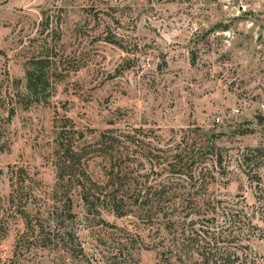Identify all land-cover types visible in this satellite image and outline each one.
Wrapping results in <instances>:
<instances>
[{"label":"rangeland","instance_id":"rangeland-1","mask_svg":"<svg viewBox=\"0 0 264 264\" xmlns=\"http://www.w3.org/2000/svg\"><path fill=\"white\" fill-rule=\"evenodd\" d=\"M38 61L49 85L36 99L26 85ZM0 113V264H54L45 237L64 209L54 163L64 122L84 143L142 123L164 141L200 126L231 152L264 145V0H0ZM230 161L212 190L231 208L244 198L251 213L255 190ZM89 163L103 179L101 158ZM71 191L75 217L63 228L89 264L158 261L165 230L137 215L89 214ZM209 217L201 224L234 231L220 213ZM187 242L183 263L200 264L203 242ZM243 243L264 257V237Z\"/></svg>","mask_w":264,"mask_h":264},{"label":"trees","instance_id":"trees-1","mask_svg":"<svg viewBox=\"0 0 264 264\" xmlns=\"http://www.w3.org/2000/svg\"><path fill=\"white\" fill-rule=\"evenodd\" d=\"M27 79L26 87L34 98L48 90L42 61L27 70ZM13 114L11 109L4 121ZM83 136V131L74 130L65 122L57 131L54 163L57 193L64 201V209L54 214L57 222L45 237V244L56 254L54 264H68L69 258L71 264H89L84 246L75 241L76 234L63 228L66 219L75 217L72 187L79 190L89 214L100 216L107 210L120 217L137 215L156 224L158 230H165L167 236L159 241L155 264H193L190 260L183 263L181 257L179 245L186 241L203 242L199 246L203 248L200 264H264L263 255L243 243L244 239L250 241L251 236L264 237V232H258L262 226L254 221L258 218L264 223V145L239 147L231 152L217 143L219 133L200 126L171 129L169 140L164 141L158 129L142 123L108 129L94 142L84 143ZM97 158L104 164L101 180H95L90 170L89 162ZM231 158L255 190L257 205L251 213L244 198L231 208L222 204L212 190L217 177L227 176ZM211 213L224 216L234 231L224 237L222 228L202 225L201 218H210ZM99 220L105 223L104 219ZM167 239L171 240L169 245ZM237 241L241 243L239 248L229 243ZM135 264L139 262L136 260Z\"/></svg>","mask_w":264,"mask_h":264}]
</instances>
